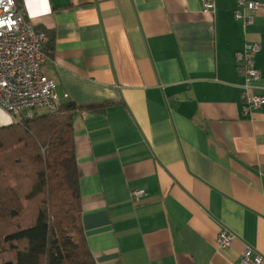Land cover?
<instances>
[{
  "label": "crops",
  "instance_id": "0c3cea01",
  "mask_svg": "<svg viewBox=\"0 0 264 264\" xmlns=\"http://www.w3.org/2000/svg\"><path fill=\"white\" fill-rule=\"evenodd\" d=\"M211 1L23 0L51 35L42 69L57 94L108 103L73 122L95 264H236L245 246L264 251V103L244 113L234 61L260 42L264 95V8L245 26L237 0ZM221 230L229 247L215 243Z\"/></svg>",
  "mask_w": 264,
  "mask_h": 264
},
{
  "label": "trees",
  "instance_id": "16d2710c",
  "mask_svg": "<svg viewBox=\"0 0 264 264\" xmlns=\"http://www.w3.org/2000/svg\"><path fill=\"white\" fill-rule=\"evenodd\" d=\"M46 35L45 54L53 47ZM107 105L63 100L53 112L0 125V264H95L80 221L73 122Z\"/></svg>",
  "mask_w": 264,
  "mask_h": 264
},
{
  "label": "built area",
  "instance_id": "2783aa9c",
  "mask_svg": "<svg viewBox=\"0 0 264 264\" xmlns=\"http://www.w3.org/2000/svg\"><path fill=\"white\" fill-rule=\"evenodd\" d=\"M204 10L213 9L211 0H201ZM264 8L261 0H237L233 17L245 26L254 21L257 10ZM47 41L44 30L34 27L26 17L22 6L14 0H0V108L12 122L30 119L39 109L53 112L60 107L67 94L60 97L56 81L43 72L46 54L43 45ZM260 50L258 40L246 42L243 50L236 51L234 61L237 73L243 77L240 99L242 110L249 113L264 103V95L257 93L260 72L255 56ZM144 194L143 189L130 191L132 198ZM234 236L221 230L215 237L220 248L231 245ZM236 264H264V251L255 252L245 246L239 253Z\"/></svg>",
  "mask_w": 264,
  "mask_h": 264
},
{
  "label": "rangeland",
  "instance_id": "374dc122",
  "mask_svg": "<svg viewBox=\"0 0 264 264\" xmlns=\"http://www.w3.org/2000/svg\"><path fill=\"white\" fill-rule=\"evenodd\" d=\"M38 112L39 113H42V112H44V110L43 109H39Z\"/></svg>",
  "mask_w": 264,
  "mask_h": 264
}]
</instances>
